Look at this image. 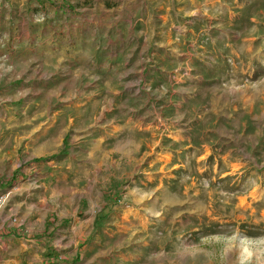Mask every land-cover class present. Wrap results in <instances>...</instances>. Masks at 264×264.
<instances>
[{
    "label": "rangeland",
    "instance_id": "374dc122",
    "mask_svg": "<svg viewBox=\"0 0 264 264\" xmlns=\"http://www.w3.org/2000/svg\"><path fill=\"white\" fill-rule=\"evenodd\" d=\"M2 193L0 264H264V0H0Z\"/></svg>",
    "mask_w": 264,
    "mask_h": 264
},
{
    "label": "crops",
    "instance_id": "0c3cea01",
    "mask_svg": "<svg viewBox=\"0 0 264 264\" xmlns=\"http://www.w3.org/2000/svg\"><path fill=\"white\" fill-rule=\"evenodd\" d=\"M40 161H42V160H40ZM34 162H38V161H34ZM10 194H11V201H10V203L13 201V198H14V194H12V192H10ZM6 209L7 208H5L4 210H2L1 212H0V222H2V224H1V226H0V234H4V235H10L9 236V238L8 237H5V240L6 239H8L9 240V242H12L13 243V241L16 239V240H19L17 237L19 236V233H18V231L15 229V227H12V226H9V225H6L5 224V221H7V219H6V215H5V213H6ZM4 228V229H3ZM2 231H3V233H2ZM1 236H3V235H1ZM2 242H4V239L3 240H1ZM11 247H6V248H2V251L4 252V251H8V252H11ZM23 251V249L20 247L19 248V250L18 251H16L15 252V254H18V255H20V252H22ZM13 254V253H12Z\"/></svg>",
    "mask_w": 264,
    "mask_h": 264
},
{
    "label": "built area",
    "instance_id": "2783aa9c",
    "mask_svg": "<svg viewBox=\"0 0 264 264\" xmlns=\"http://www.w3.org/2000/svg\"><path fill=\"white\" fill-rule=\"evenodd\" d=\"M9 197V193L0 194V211L7 205Z\"/></svg>",
    "mask_w": 264,
    "mask_h": 264
}]
</instances>
